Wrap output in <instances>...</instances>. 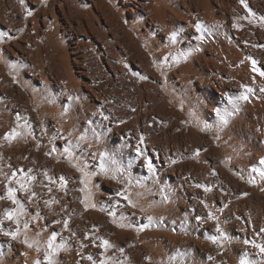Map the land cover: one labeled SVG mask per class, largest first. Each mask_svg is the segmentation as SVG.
Returning a JSON list of instances; mask_svg holds the SVG:
<instances>
[{
	"label": "bare ground",
	"instance_id": "obj_1",
	"mask_svg": "<svg viewBox=\"0 0 264 264\" xmlns=\"http://www.w3.org/2000/svg\"><path fill=\"white\" fill-rule=\"evenodd\" d=\"M262 72L264 0H0V264H264Z\"/></svg>",
	"mask_w": 264,
	"mask_h": 264
},
{
	"label": "rangeland",
	"instance_id": "obj_2",
	"mask_svg": "<svg viewBox=\"0 0 264 264\" xmlns=\"http://www.w3.org/2000/svg\"><path fill=\"white\" fill-rule=\"evenodd\" d=\"M198 129L200 130V132L202 133H208V129H207V126H200L198 127ZM218 140V138H216ZM219 145V144H218ZM69 165L76 168L79 172L83 173L80 168L75 164V163H72V162H69ZM225 165H226V168L231 172L233 173V175H235L236 177L240 178L241 181L243 183H247L249 184L250 186H258L260 185V181L258 179V172L259 170L254 167V166H250V168L247 170L248 172V177H245L244 174L234 166L233 164V161L231 159L230 156H227L225 158ZM104 178H108L107 176L104 177ZM83 185L85 187V191H90L91 190V186H92V179L85 176V174L83 173ZM254 181V182H253Z\"/></svg>",
	"mask_w": 264,
	"mask_h": 264
},
{
	"label": "snow or ice",
	"instance_id": "obj_3",
	"mask_svg": "<svg viewBox=\"0 0 264 264\" xmlns=\"http://www.w3.org/2000/svg\"><path fill=\"white\" fill-rule=\"evenodd\" d=\"M202 27H203L202 25H198V29H200V28H202ZM171 39H172V40H175V39H176V34H175V33H173ZM253 63H255V61H253ZM254 70H256V69H254ZM261 74L264 75V72H262ZM261 91H264V89H261ZM244 99H247V97L245 96ZM222 120H223L224 123H227V119H226V118H222ZM9 136H11V133H9ZM148 166H149V167L152 166V165H151V161L148 162ZM262 175H264V173H262ZM253 182H254V181H253ZM116 195H118V196H122V197H125V193H124V192L116 193ZM243 195H244V196H247L248 193H244ZM9 198H11V199H15L14 194H13V191H12L11 189L9 190ZM125 198H126V197H125ZM7 218H9V219L12 218L11 213L8 214V217H7ZM208 218H214V217H212L211 214H209V217H208ZM199 219L203 221L205 218H204V217H199ZM65 226H66V225H65ZM215 232L218 233V234H220V235H223V229L220 228L219 226L215 229ZM261 232L264 233V229H261ZM12 236H13V239H15V235L12 234ZM215 239H216V238H214V242H215ZM245 243H246V244L251 243L255 248H257V249L259 250V253L261 254V256H264V243H256L255 241H250V240H245ZM103 244H104V246H105L106 248L112 246V245L109 243V241H107V240H104V241H103ZM30 246H31V245H30ZM25 255H26V253H25ZM48 259L51 260L52 258L49 257ZM88 259L91 260L92 257L89 256ZM117 264H119V261H117Z\"/></svg>",
	"mask_w": 264,
	"mask_h": 264
}]
</instances>
